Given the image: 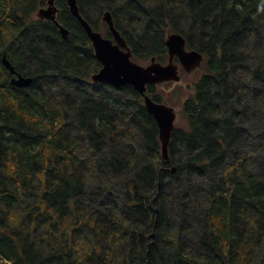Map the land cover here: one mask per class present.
<instances>
[{
	"label": "trees",
	"instance_id": "trees-1",
	"mask_svg": "<svg viewBox=\"0 0 264 264\" xmlns=\"http://www.w3.org/2000/svg\"><path fill=\"white\" fill-rule=\"evenodd\" d=\"M47 1L0 0V264H264V151L251 162L243 127L264 147V0H77L109 38L111 13L135 62L166 63L170 32L202 52L168 160L139 92L91 81L67 0L66 38L35 17Z\"/></svg>",
	"mask_w": 264,
	"mask_h": 264
},
{
	"label": "water",
	"instance_id": "water-1",
	"mask_svg": "<svg viewBox=\"0 0 264 264\" xmlns=\"http://www.w3.org/2000/svg\"><path fill=\"white\" fill-rule=\"evenodd\" d=\"M69 9L74 17L83 26L94 50V54L101 67L91 75L93 83H107L118 88L125 85L133 86L144 99V105L151 112L159 128V139L161 142V153L164 160L169 159L168 144L172 130L174 129L176 112L174 107L165 103L156 102L146 94L147 85H154L168 81L178 82L181 79L179 67L186 73H191L201 66L203 61L202 52L194 48L186 47V39L179 32H170L166 36L168 60L161 63L150 59L147 65H142L132 60V52L125 39L115 28L112 15L105 11L102 19L108 26L113 39L104 37L100 32L93 30L88 22L81 16L77 0H67ZM58 8L54 0H48L45 7L37 10L36 16L39 20H51L58 27L62 37L68 36V29L60 24L57 19ZM177 58L178 62L174 59ZM3 66L12 75L10 83L16 87L24 88L31 84L32 77L22 76L16 73L14 67L4 54L1 58ZM174 170V168H172Z\"/></svg>",
	"mask_w": 264,
	"mask_h": 264
},
{
	"label": "rangeland",
	"instance_id": "rangeland-1",
	"mask_svg": "<svg viewBox=\"0 0 264 264\" xmlns=\"http://www.w3.org/2000/svg\"><path fill=\"white\" fill-rule=\"evenodd\" d=\"M247 51H248V54L250 55V57L253 56L252 59H250L251 61L254 58H257V56H256L257 50L254 47H252V49L251 48L249 49V47H248ZM149 62H150V60H146V61L142 60V62L139 61L137 63L142 64V65H147ZM179 69H180V74H181L180 81H178V82H174V81L163 82V83H161V85H159L158 90L165 97V99H164L165 104L172 106L175 109L176 119H175L174 125L185 127L186 126V117L183 113V101L185 98H187L193 92L192 84L198 78L200 71L195 69L191 73H186V72L183 73L181 71V69H182L181 66L179 67ZM254 122H257V121H254ZM252 124L250 123L251 126H249L244 122V125H243L244 128L249 130V136L246 137L244 146H247L246 148H249L248 149L249 153H247V155L251 156V158H250V159H252L251 162L253 161V159L256 156H258L259 152L264 151V147H263V145H261L260 139H258L257 135H255V133H254V132L257 133V131L260 130V127H258V129L253 128ZM247 143H248V145H247Z\"/></svg>",
	"mask_w": 264,
	"mask_h": 264
},
{
	"label": "flooded vegetation",
	"instance_id": "flooded-vegetation-1",
	"mask_svg": "<svg viewBox=\"0 0 264 264\" xmlns=\"http://www.w3.org/2000/svg\"><path fill=\"white\" fill-rule=\"evenodd\" d=\"M45 6H46V4H45L44 6H42V7H45ZM56 7H57V6H56ZM40 8H41V7H40ZM38 9H39V8H38ZM38 9H37V10H38ZM36 12H37V11H36ZM36 12H35V17H37V16H36ZM111 39H113V37H112ZM163 64H164V63H163ZM179 72H180V69H179Z\"/></svg>",
	"mask_w": 264,
	"mask_h": 264
},
{
	"label": "bare ground",
	"instance_id": "bare-ground-1",
	"mask_svg": "<svg viewBox=\"0 0 264 264\" xmlns=\"http://www.w3.org/2000/svg\"><path fill=\"white\" fill-rule=\"evenodd\" d=\"M160 140V139H159Z\"/></svg>",
	"mask_w": 264,
	"mask_h": 264
}]
</instances>
